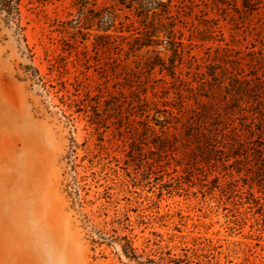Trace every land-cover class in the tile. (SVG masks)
I'll return each instance as SVG.
<instances>
[{"label": "rangeland", "instance_id": "obj_1", "mask_svg": "<svg viewBox=\"0 0 264 264\" xmlns=\"http://www.w3.org/2000/svg\"><path fill=\"white\" fill-rule=\"evenodd\" d=\"M185 4L176 30L188 52L206 57L228 43L250 72L252 53L264 48V3L249 13L237 11L242 0ZM104 7L115 11L114 25H89L75 47L62 44L75 32L73 0H23L20 19L0 9V264H126L116 239L124 236L154 260L163 250L189 264H264L263 189L208 165L182 130L177 150L143 169L132 92L146 86L151 98L154 81L172 80L138 63L159 48L130 51L142 30L136 12L112 0L90 6ZM202 29L214 38H198ZM105 34L110 41L96 50ZM87 96L100 102V128L76 111ZM146 157L159 159L156 149ZM23 207L45 234L21 239Z\"/></svg>", "mask_w": 264, "mask_h": 264}, {"label": "trees", "instance_id": "obj_2", "mask_svg": "<svg viewBox=\"0 0 264 264\" xmlns=\"http://www.w3.org/2000/svg\"><path fill=\"white\" fill-rule=\"evenodd\" d=\"M112 1L134 10L140 19L142 30H135L130 51L135 53L150 46L159 48L150 51L151 55L138 58L141 69L145 66L152 72L158 67L161 74L166 73L165 77L172 80L154 81L156 84L150 86L151 98L147 96L146 86L142 91L132 92L136 102L134 114L142 118L138 123H142L143 130V169L152 170L153 163L160 162L164 153L176 151V135L182 130L183 139L194 146L197 155L208 165H220L222 172H226L223 175L232 180L235 174L243 175L240 179L248 182L251 189L256 185L264 190V48L252 53L250 63L246 64L250 66V72L237 56L239 53H233L228 43L227 47L216 48L215 54L193 56L187 50L190 45L183 42L182 34L176 30L177 22L185 13L182 9L187 7L186 0H150L147 11L143 10V0ZM96 2L73 0L77 19L71 28L75 32L70 39H62L63 46L75 47L77 37L81 35L85 39L82 31L95 22L101 25L115 23L117 16L112 9L90 8ZM22 3L23 0H0V9L8 18L20 19ZM262 3L264 0H242V8L237 11L253 12ZM69 28L65 25L61 32L68 34ZM103 31L107 32L108 28ZM214 33L202 29L198 38H214ZM96 38L103 42L95 44L98 50L107 45L111 36L105 34ZM215 90L222 95L220 102L214 101ZM203 99L209 102L203 103ZM86 100L78 102L76 111L82 107V111L89 114L90 124L100 128L95 119L100 102L90 96ZM78 147L76 144L72 152ZM152 149H156L159 159L150 162L146 156ZM116 239L122 255L129 262L126 264H189L186 258H177L163 250L157 254L158 260L151 259L144 252L138 253L126 236Z\"/></svg>", "mask_w": 264, "mask_h": 264}, {"label": "bare ground", "instance_id": "obj_3", "mask_svg": "<svg viewBox=\"0 0 264 264\" xmlns=\"http://www.w3.org/2000/svg\"><path fill=\"white\" fill-rule=\"evenodd\" d=\"M30 215L28 214V211L25 207L22 208V210L19 213V225H20V236L21 239L24 241L26 237H28V234L31 233L32 236H36L39 234H45L43 231H39L33 222L30 223ZM37 253H41L39 250ZM38 254V258H40ZM40 264V262H39Z\"/></svg>", "mask_w": 264, "mask_h": 264}]
</instances>
